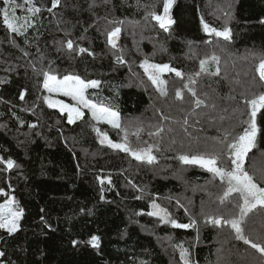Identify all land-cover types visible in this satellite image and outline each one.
<instances>
[{
    "label": "trees",
    "instance_id": "obj_1",
    "mask_svg": "<svg viewBox=\"0 0 264 264\" xmlns=\"http://www.w3.org/2000/svg\"><path fill=\"white\" fill-rule=\"evenodd\" d=\"M35 4L41 12L24 35L8 30L0 13V157L17 165L9 170L0 162V203L14 196L24 211L18 231L0 229V251L5 253L0 264H183L181 247L194 264H264V255L235 239L234 230L206 222L208 216L236 215L238 197L221 204L218 197L225 183L178 159L182 154L215 152L221 154L219 166H230L224 146L215 138L226 131L229 140L241 134L249 112L244 99L264 91L252 56L264 54V0H176L169 31L151 17L145 19L149 11L161 12L162 0H95L91 8L93 0H62L52 12V0ZM26 6L16 15L30 16ZM5 7L0 0V9ZM201 17L218 30L230 27L231 40L204 32ZM109 21L124 22L116 49L107 33L117 25ZM68 39L74 48L88 52L68 50ZM188 48L196 55L187 54ZM213 54L220 57V75L193 76L197 83L189 84L188 77L200 71V61ZM117 55L125 62L118 63ZM146 57L185 74H164L171 81L167 97L141 67ZM49 66L58 77L75 74L100 81L98 88L88 90V98L96 102L95 92L107 98L120 113L130 146L157 145V161H139L102 144L94 134L98 126L114 143H123L125 133L97 123L88 109H82V119L69 123L67 114L49 107L46 96L60 99L43 88L41 70ZM208 67L215 71L216 65L209 61ZM186 84L207 103L231 110L217 114L216 109L201 107L193 112L194 98ZM177 90L183 91V100L176 98ZM160 112L170 117L164 121L165 131L160 137L149 135L161 122ZM257 123V148L245 167L259 178L256 156H264V110ZM138 128L143 129L139 137ZM195 188L204 192L192 191ZM153 202L179 223L195 218L196 226L176 228L150 216ZM261 221L264 212L256 211L244 225L253 240L264 235ZM93 236L100 237L99 248L89 242Z\"/></svg>",
    "mask_w": 264,
    "mask_h": 264
},
{
    "label": "snow or ice",
    "instance_id": "obj_2",
    "mask_svg": "<svg viewBox=\"0 0 264 264\" xmlns=\"http://www.w3.org/2000/svg\"><path fill=\"white\" fill-rule=\"evenodd\" d=\"M104 2L107 3L108 0H104ZM3 3L7 6L0 9V13H2L3 17V24L13 33L23 34L24 30L32 27V18L41 12V8L36 6L35 0H24V4L16 3V0H3ZM175 3L176 0H163L162 12L158 13L155 10L149 11L148 16H146L145 19L151 17L152 20H155L159 24L161 29L169 31L170 26L175 23L171 15V10ZM61 4L62 0H52V7L49 8L48 11L52 12L53 9L59 7ZM94 4L95 0H93V4L89 5V7L91 8ZM24 5H28L26 10L31 15L21 18L16 15V10L23 8ZM59 22L60 21L58 20L57 23L59 24ZM109 23L117 25L107 33L108 43L112 46V48L116 49L118 47L117 40L122 30L119 25H122L124 22L109 21ZM261 23H264V21H261ZM201 24L204 32L210 35L215 34V36L223 37L226 41L231 40L232 30L230 27L225 26L222 30H218L205 22L203 17H201ZM66 46L68 50H78L79 53L88 52L87 48H74V41L71 39L67 40ZM25 55H27V53H25ZM253 58L257 61L256 72L259 74V79L264 81V54L259 56L253 54ZM116 60L118 63L125 62L123 55H117ZM209 61L216 65L215 71H209ZM219 63L220 57L215 54H213L210 58L201 60L200 71L189 76L188 83L192 85L196 84L197 81L193 78V76L198 77L205 73L213 76H219L221 72ZM141 67L144 69L151 83L156 86L160 95L164 97H167L168 90L167 81L162 79V74L165 72H172L175 73L177 77L181 78L185 75L182 71L169 64L150 63L148 59L143 61ZM33 68L35 69V65H33ZM41 74L44 77L43 88L46 89L48 93L62 94L63 96L71 97V99L75 101V104H69L61 100H54L51 96L45 97L49 107H58L61 112H66L68 114L69 123H75L78 119H82L84 116L82 109H88L91 111L92 118L97 122L108 123L113 128L121 129L125 133L123 143H114L107 136V133H100V130L96 129L97 133L103 136V139L100 141L102 144L107 142L112 148L131 153V155L139 161H146L149 164L157 161V157L153 154V149L156 148L157 145L152 144L139 149L132 148L128 141L127 130L121 128L119 111L113 110V108L105 105L103 102H94L88 98V90L98 88L101 83L100 81L85 80L75 74H65L62 78H58L56 74H53L50 66L48 71L41 70ZM184 87L188 89L194 98L193 103L195 108L193 109V112H195V109L201 107L211 108L213 110L217 108L215 103L209 104L205 99L200 98L194 88L189 87L187 84ZM206 95L207 94H205V96ZM175 96L177 99L183 100L184 93L182 90H177ZM20 98L23 99L24 95L22 94ZM229 99H235V97L229 96ZM244 103L248 106L249 112L248 119L243 121V123L246 124V127L243 128L242 133L233 137L231 140L228 139L231 133L227 131L224 133L223 137L215 138L217 143L223 145L225 148L229 159V167L219 166L218 162L221 159V154L215 152L192 155L182 154L178 157V159L185 165H198L206 169L211 172L214 177H219L220 181L225 183V191L223 192V195L218 197L221 204H225L226 202L231 203L229 198L234 195L238 197L237 202L234 204V207L238 209V213L236 215L229 217H225L223 215L208 216L206 222H210L215 226L229 227L234 230L235 239L243 241L244 244L250 245L251 248L261 253V255H264V235H258L257 240H253L250 235L246 234L244 227L251 213L256 211L264 212V169L260 170L258 178L255 173H250L245 167L249 153L253 149L257 148V137L260 132V128L257 123V115L261 112V110H264V91H261L259 94H254L250 99L245 98ZM223 111L226 112L227 109H224ZM160 116L161 122L154 126L155 132H150L149 135L160 137L165 131L164 121H168L170 117L165 116L162 112H160ZM220 119L223 120L225 117L221 116ZM187 124L188 120L185 119L184 125ZM142 131V128H138L135 135L139 137L140 132ZM168 131L170 132L172 129L169 128ZM184 131L187 133V127H184ZM0 162L5 163L7 169L9 170L17 166L15 161L11 159L4 161L3 157H0ZM109 182L111 181L109 180ZM101 183H103V181H101ZM181 207H183V205H181ZM152 208L154 211L148 214L150 216L159 217L165 224H171L176 228H192L196 226L195 220H191L186 224L179 223L171 217V214L167 211V209L161 208V206L155 202H153ZM185 211H187V209H185ZM23 215V209L19 207L16 198L12 196L4 204H0V229H6L9 234L15 233L20 227L19 222ZM89 242L94 247L99 248L100 237L93 236ZM4 255L5 253L0 251V257H3ZM180 255L184 264H190L187 258V249L181 247Z\"/></svg>",
    "mask_w": 264,
    "mask_h": 264
},
{
    "label": "rangeland",
    "instance_id": "obj_3",
    "mask_svg": "<svg viewBox=\"0 0 264 264\" xmlns=\"http://www.w3.org/2000/svg\"><path fill=\"white\" fill-rule=\"evenodd\" d=\"M233 0H228V3L230 4L231 2H232ZM162 2H163V0H162ZM26 7H28V5L26 6ZM162 8H163V4H162ZM17 12H18V14H19V12H22V10L21 11H18L17 10ZM161 12H162V9H161ZM29 15H31V14H29ZM22 17H25V16H21V18ZM152 20V19H151ZM156 25H159L155 20H152ZM33 22V18H32V21H31V23ZM172 26V25H171ZM28 31V28L26 29V31H23V34L22 35H24L26 32ZM188 53L187 54H191V55H196V52H193L192 51V49L191 48H188V51H187ZM253 56V55H252ZM252 56H249L250 58H252ZM147 59L149 58V57H146ZM241 59V58H240ZM149 62L150 63H155V62H153V61H150L149 60ZM155 64H157V63H155ZM170 65V64H169ZM166 73V72H165ZM165 73H163L162 74V79H164V80H166L167 81V87H169L170 86V80L166 77V75H164ZM243 76H245V77H250V73L249 72H244L243 73ZM58 78H62V77H58ZM195 78H196V76H195ZM194 78V79H195ZM96 89V88H95ZM57 95H59L60 96V99L59 98H56V97H51L52 99H54V100H61V101H63L64 99H66V100H72L71 99V97H70V99H69V97H67V96H63L62 94H58V93H56ZM46 97H48V96H46ZM92 97L95 99V101L96 102H103L105 105H107V106H109V107H111V108H113L112 107V104H111V102H109V100L107 99V98H105V97H99V95H98V93L97 92H95V93H92ZM233 97V96H232ZM226 98H229V96H226ZM73 101V100H72ZM45 102H46V104L48 105V103H47V101L45 100ZM64 102V101H63ZM74 103H75V101H73ZM66 103V102H65ZM49 106V105H48ZM56 109H59L58 107L56 108ZM225 108H222V109H220V106H217V108H216V112H214V113H217V114H219L221 111H223ZM60 110V109H59ZM113 110H115L114 108H113ZM231 109H227V111L225 112V111H223V112H225V113H228L229 111H230ZM90 111V110H89ZM63 113H65V114H67L66 112H63ZM90 113H91V111H90ZM68 115V114H67ZM96 121V120H95ZM121 121H122V118L120 117V123H121ZM97 122V121H96ZM97 123H99V124H104V125H110V124H108V123H105V122H97ZM111 126V125H110ZM96 129H99L100 130V133H105V129H104V127L103 126H98V127H96L95 129H94V134H95V136H96V138H97V140H99V141H101V139H103V136L101 135V134H99V133H97V131H96ZM257 155V154H256ZM255 159V158H254ZM256 161H257V167H256V169L258 170V171H260L261 169H264V156H259V155H257L256 156ZM251 173H255L256 174V171L255 170H252L251 171ZM257 175V174H256ZM192 191H198L199 193H201V192H204L201 188H195V189H193ZM206 193V192H205ZM12 196H10L9 198H11ZM8 198V199H9ZM7 199V200H8ZM6 200V201H7ZM6 201H4V202H1L0 204H4ZM205 219V218H204ZM253 219H255V217L253 216L251 219H249L248 220V222L250 221H252ZM190 220H195L196 221V219L195 218H190ZM264 221H261L260 222V227H262L263 229H264V227L262 226V223H263ZM246 225V224H245ZM253 235L254 236H256V233H254L253 232ZM257 242H259V241H257ZM258 252V251H257ZM261 254V253H260ZM188 258V257H187ZM183 264H184V261H183ZM190 264H194V263H192V262H190ZM226 264H229L228 262H226Z\"/></svg>",
    "mask_w": 264,
    "mask_h": 264
}]
</instances>
